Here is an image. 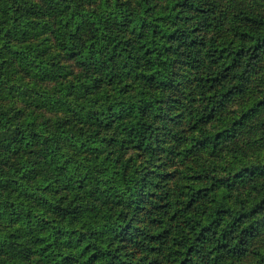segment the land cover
I'll list each match as a JSON object with an SVG mask.
<instances>
[{
  "label": "trees",
  "instance_id": "1",
  "mask_svg": "<svg viewBox=\"0 0 264 264\" xmlns=\"http://www.w3.org/2000/svg\"><path fill=\"white\" fill-rule=\"evenodd\" d=\"M0 264H264V0H0Z\"/></svg>",
  "mask_w": 264,
  "mask_h": 264
}]
</instances>
